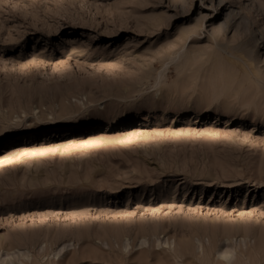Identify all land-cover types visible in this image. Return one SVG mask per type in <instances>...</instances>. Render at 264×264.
<instances>
[{"label":"rangeland","instance_id":"374dc122","mask_svg":"<svg viewBox=\"0 0 264 264\" xmlns=\"http://www.w3.org/2000/svg\"><path fill=\"white\" fill-rule=\"evenodd\" d=\"M8 257L264 264V0H0Z\"/></svg>","mask_w":264,"mask_h":264},{"label":"bare ground","instance_id":"6f19581e","mask_svg":"<svg viewBox=\"0 0 264 264\" xmlns=\"http://www.w3.org/2000/svg\"><path fill=\"white\" fill-rule=\"evenodd\" d=\"M226 241L229 242L230 241L229 238H227ZM68 247H69L68 245L63 246V248L60 250V253L64 252L66 249H68ZM235 251H236L235 247L228 243L225 245V249L223 248L222 251L219 252V255L221 258H224L228 262H230V260L235 257ZM8 259H9V257L5 259L7 264H16L13 261H11L10 259L8 261ZM18 264H23V263H18Z\"/></svg>","mask_w":264,"mask_h":264}]
</instances>
